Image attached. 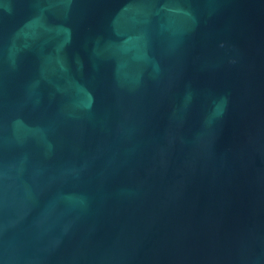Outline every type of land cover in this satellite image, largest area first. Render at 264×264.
<instances>
[{
    "label": "water",
    "instance_id": "1",
    "mask_svg": "<svg viewBox=\"0 0 264 264\" xmlns=\"http://www.w3.org/2000/svg\"><path fill=\"white\" fill-rule=\"evenodd\" d=\"M0 264H264V0H0Z\"/></svg>",
    "mask_w": 264,
    "mask_h": 264
}]
</instances>
